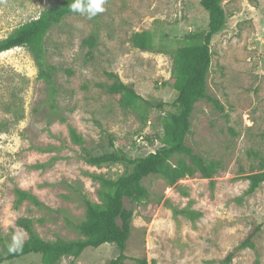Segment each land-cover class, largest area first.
Wrapping results in <instances>:
<instances>
[{
  "label": "rangeland",
  "instance_id": "1",
  "mask_svg": "<svg viewBox=\"0 0 264 264\" xmlns=\"http://www.w3.org/2000/svg\"><path fill=\"white\" fill-rule=\"evenodd\" d=\"M61 0H0V40L35 20ZM94 18L75 14L55 26L45 39L53 84L38 78L27 48L0 55V254L13 233L29 238L19 219L33 221L48 242L73 241L81 235L69 222L85 220L86 197L99 202L92 175L116 179L120 164L97 167L85 156L122 150L130 158L157 151L161 120L174 111L177 93L171 78L174 55L186 34L207 29L201 0H107ZM227 24L212 41L207 93L223 109L201 100L191 118L187 145L207 161L221 164L206 179L187 177L175 186L163 179L146 181L151 199L126 206L133 210L125 264H264V183L249 193V177L264 158V0H224ZM152 33L153 48L132 43L136 33ZM96 39L90 48L85 41ZM110 73L164 109L125 110L108 94ZM70 128L84 139L73 142ZM17 189L44 204L17 205ZM191 216H194L191 217ZM262 225L254 249L227 257ZM114 245L87 249L60 264H109ZM39 256L3 264H40Z\"/></svg>",
  "mask_w": 264,
  "mask_h": 264
},
{
  "label": "trees",
  "instance_id": "2",
  "mask_svg": "<svg viewBox=\"0 0 264 264\" xmlns=\"http://www.w3.org/2000/svg\"><path fill=\"white\" fill-rule=\"evenodd\" d=\"M223 1L201 0V7L209 18L207 29L183 36L180 46L175 51L171 82L177 98L172 104L174 111L168 112L161 120L163 136L159 141L162 146L147 156L135 159L130 158L122 150H114L101 156H85V160L91 165L101 167L120 164L125 171L116 179L104 175L91 176L100 186L99 202L82 197L81 201L86 209L85 220L78 224L69 222L81 238L73 241L48 242L34 231L32 220L21 218L17 224L28 232L29 238L24 241L20 251L10 253L8 246L4 247L0 254V264L32 255L40 257V264H60L63 258L78 259L87 249H98L106 244L114 245L118 251L117 258L109 264H125L129 260L126 250L134 219V212L126 206V202L131 205L142 204L151 199L150 189L146 185L149 178L157 177L168 185L175 186L179 181L196 174L212 179L220 171L219 162L205 160L189 147L186 141L191 134V118L199 101L207 100L216 108L223 109L219 102L207 93V80L212 64V41L227 24ZM72 2L73 0H61L57 7L44 11L39 18L18 27L0 40V55L16 48H27L38 68V78L52 85L56 70L47 61L45 39L55 26L76 14L68 7ZM132 43L142 51L152 49V33L149 31L136 33ZM85 44L94 48L96 39L92 37L86 40ZM109 77L113 83L106 86L107 92L125 110L135 111L139 108L161 110L167 106L164 103L154 105L145 100L134 87L123 83L117 74L110 73ZM70 135L75 144L84 145L83 137L74 128H70ZM249 179L251 181L249 193H254L264 183V158L261 171L251 175ZM15 193L18 197L17 205L29 201L38 207L44 206L39 198L30 192L17 189ZM261 229L260 224L254 226L244 242L225 262L231 263L239 251L254 249L253 240ZM134 261L136 264H148L146 260Z\"/></svg>",
  "mask_w": 264,
  "mask_h": 264
},
{
  "label": "clouds",
  "instance_id": "3",
  "mask_svg": "<svg viewBox=\"0 0 264 264\" xmlns=\"http://www.w3.org/2000/svg\"><path fill=\"white\" fill-rule=\"evenodd\" d=\"M104 2L105 0H73L68 7L73 13L86 15L89 19H92L105 10L103 7ZM23 243V235L14 232L8 251L12 253L22 250Z\"/></svg>",
  "mask_w": 264,
  "mask_h": 264
}]
</instances>
